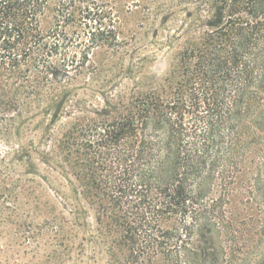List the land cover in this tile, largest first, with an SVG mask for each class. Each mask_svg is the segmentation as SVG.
<instances>
[{"label":"trees","instance_id":"trees-1","mask_svg":"<svg viewBox=\"0 0 264 264\" xmlns=\"http://www.w3.org/2000/svg\"><path fill=\"white\" fill-rule=\"evenodd\" d=\"M183 1L208 28L166 76L82 109L40 153L94 211L106 264H242L244 215L264 233V0ZM114 22L97 0H0V133L36 103L64 108L71 68L90 69L94 48L116 45ZM19 185L22 193L5 185L2 199L30 200ZM63 208L72 220L60 214L36 227L66 236L82 210Z\"/></svg>","mask_w":264,"mask_h":264},{"label":"rangeland","instance_id":"rangeland-1","mask_svg":"<svg viewBox=\"0 0 264 264\" xmlns=\"http://www.w3.org/2000/svg\"><path fill=\"white\" fill-rule=\"evenodd\" d=\"M97 1L113 14L116 45L94 48L90 56L92 61L87 63L90 69L78 74L74 67L71 68L70 95L64 108L48 107L45 101L36 103L25 111V115L29 113L31 117L27 116L26 121L16 118L3 134L0 133V208L3 209L0 264H106L108 254L97 237L94 211L83 200L75 198L73 185L44 164L40 153L53 149L67 122L81 115L82 109L99 110L106 107V101L115 103L131 96L135 90L160 81L178 52L208 28L205 24L201 26L194 2ZM49 24L50 18L46 16L44 26ZM76 102L80 103L67 116L64 111L73 108ZM57 111H61L59 117ZM2 127L7 125L2 124ZM26 154L31 155L32 168L25 161ZM42 175L48 178L43 179ZM19 184L32 189L30 200L21 194ZM5 185L15 193L21 192V203L12 198L2 199ZM63 203L68 209L75 204L82 210L79 224L66 225L68 230L64 237L55 236L53 231H40L37 227L44 225L46 218H52L53 222L56 215L63 214L73 219ZM32 204L45 211L36 214L31 211ZM251 212L257 215L256 210ZM243 222L247 235L242 240V264H264V233L250 216L244 215ZM60 241L69 243L71 249L60 246ZM154 264L166 263L162 257H157Z\"/></svg>","mask_w":264,"mask_h":264}]
</instances>
